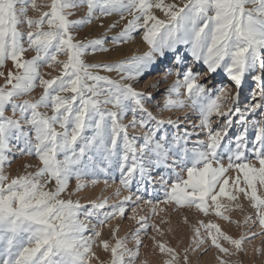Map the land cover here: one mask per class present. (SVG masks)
<instances>
[{"label":"rangeland","instance_id":"1","mask_svg":"<svg viewBox=\"0 0 264 264\" xmlns=\"http://www.w3.org/2000/svg\"><path fill=\"white\" fill-rule=\"evenodd\" d=\"M0 264H264V0H0Z\"/></svg>","mask_w":264,"mask_h":264},{"label":"bare ground","instance_id":"2","mask_svg":"<svg viewBox=\"0 0 264 264\" xmlns=\"http://www.w3.org/2000/svg\"><path fill=\"white\" fill-rule=\"evenodd\" d=\"M96 34V33H95ZM92 35V34H91ZM90 35V36H91ZM89 36V35H88ZM90 36L88 37V38H90ZM135 52V51H134ZM130 53V52H129ZM163 60H165V57H158V58H156L155 60H154V65H155V67L157 66L158 67V65L161 63V62H163ZM155 69L154 68H150L149 66L148 67H145V69H144V73L145 74H148V73H150V72H152V71H154ZM226 80H227V82H230V81H233L234 79H233V77H231V76H227L226 77ZM236 82V81H235Z\"/></svg>","mask_w":264,"mask_h":264}]
</instances>
